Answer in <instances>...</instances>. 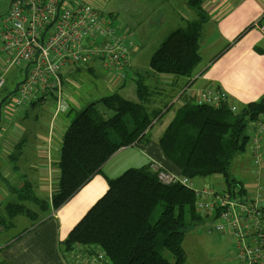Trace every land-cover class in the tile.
I'll list each match as a JSON object with an SVG mask.
<instances>
[{
	"label": "crops",
	"instance_id": "crops-1",
	"mask_svg": "<svg viewBox=\"0 0 264 264\" xmlns=\"http://www.w3.org/2000/svg\"><path fill=\"white\" fill-rule=\"evenodd\" d=\"M73 1L89 4L103 14L110 15L114 24L117 22L121 27H129V39L135 43V49L128 75H132L136 90L137 82L144 83L148 88L150 97L147 105L154 102L164 104L160 109L150 112L162 111L161 117L169 111L175 101L180 100L183 106L204 91H224L228 95L229 103L238 108L263 98L264 54H259L254 49L264 51V33L259 29L261 23H258L264 17V0H204L203 9L208 20L200 31V61L192 77L187 80L153 74L149 69V59L172 31L183 28L187 21L195 18V13L187 6L188 0ZM249 26L253 28L233 44ZM227 46L229 47L225 49ZM144 63L148 64V69L143 74ZM115 82L114 91L120 92L125 98L124 95L127 96L131 90L128 80L119 82L115 79ZM121 86L124 87L119 89ZM163 89H169L170 96L176 95L169 104L166 103L167 99L160 103V99L152 98L154 91ZM67 94L69 108L55 119L52 116V98H33L28 105L20 107L38 108L39 113L33 124H30L22 111L5 108L8 96L0 98V204H4V208L15 203H21L27 208L33 205L38 207L39 212L30 210L31 215L44 213V217L41 216L38 222L18 231L10 225V220L5 224V228L0 227V264H75L77 258L86 261L84 248L75 247L65 253L62 242L107 191L108 179H114L128 169L146 167L150 160H155L169 171L178 172L165 159L158 145L173 116L162 126L160 133L152 136L154 125L144 140L119 149L101 167L99 173L58 210L53 211L50 207L42 209L39 204L30 203V197L39 199V202L51 199L52 187L58 177V141L62 139L68 126L63 119L76 105L75 98ZM47 99L51 101L52 107L46 104ZM136 100L138 101V97ZM147 108L150 109L149 106ZM248 131L249 134L252 133L250 125ZM249 144L243 153L235 157L231 166L237 168L235 176H246L248 181L243 185L232 178L233 175L230 176L241 183L244 194L250 197L258 195L259 204L264 211V135L261 142L262 161L258 166L253 163ZM52 152L57 153V156L53 157ZM214 177H207V180L196 179L201 181L199 186H196L214 189L221 187L222 184ZM26 183L30 185L32 195H23ZM224 190L226 188L218 192ZM23 197L27 200H23Z\"/></svg>",
	"mask_w": 264,
	"mask_h": 264
},
{
	"label": "trees",
	"instance_id": "trees-1",
	"mask_svg": "<svg viewBox=\"0 0 264 264\" xmlns=\"http://www.w3.org/2000/svg\"><path fill=\"white\" fill-rule=\"evenodd\" d=\"M203 3L204 0H188L187 6L195 13V18L187 21L183 28L172 31L152 54L149 69L153 74L192 77L200 61V31L208 20ZM258 23H264V17ZM252 28H246L233 44ZM254 50L264 54L259 48ZM136 84L137 103L114 93L102 97L100 107L92 103L76 114L61 139L56 163L58 177L51 199L39 202L30 197V203L39 204L42 209L58 210L98 174L119 149L144 140L163 114L160 117L162 111H148L149 91L142 82ZM258 120L264 122V96L239 108L229 102L213 108L197 105L192 100L176 111L158 145L177 173L192 181L222 176L226 190L244 194L241 183L229 177V169L235 157L251 142ZM107 186L104 195L62 242L64 252L75 247L96 248L107 264H184L185 233L195 225L210 221L208 216L196 212L194 191L182 185L161 184L148 165L128 169L108 179ZM25 194L32 195L27 183L23 188ZM4 210L9 219L31 215L30 209L20 203L9 204ZM0 227H6L2 215ZM161 251L168 252L172 261Z\"/></svg>",
	"mask_w": 264,
	"mask_h": 264
},
{
	"label": "built area",
	"instance_id": "built-area-1",
	"mask_svg": "<svg viewBox=\"0 0 264 264\" xmlns=\"http://www.w3.org/2000/svg\"><path fill=\"white\" fill-rule=\"evenodd\" d=\"M259 29L264 33V23ZM134 49L135 43L118 31L110 16L82 1L9 0L0 22V56L5 72L17 69L23 78L11 94L12 101L7 100L4 106L12 110L28 105L33 98L49 97L54 101L55 119L69 108L68 91L64 90L67 69L74 72L98 62L122 82L127 79ZM5 83L2 75L0 93ZM194 101L213 108L229 102L228 95L220 90L200 92ZM254 128L249 150L258 166L264 122L258 120ZM148 168L161 184L182 185L194 191L196 212L214 220L210 223L216 232L229 233L238 264H264V211L258 195L199 188L188 177L167 170L155 160L149 161ZM84 249L86 261L77 258L75 264H107L98 249Z\"/></svg>",
	"mask_w": 264,
	"mask_h": 264
},
{
	"label": "rangeland",
	"instance_id": "rangeland-1",
	"mask_svg": "<svg viewBox=\"0 0 264 264\" xmlns=\"http://www.w3.org/2000/svg\"><path fill=\"white\" fill-rule=\"evenodd\" d=\"M8 6H9V0H0V22H1L2 17L6 14L8 10ZM114 26L125 37H128V38L131 37L129 36L131 32L128 26L121 27L119 24H117V22L114 24ZM131 63H132V56H131ZM5 69L6 67L0 56V78L3 75L6 81L4 91H2L0 98L6 95L8 96L7 98L9 100L8 103H10L12 101L11 94L13 93L17 83L21 81V79L23 78V75L17 69H12L7 72H5ZM142 69L144 71L143 74L146 73L147 72L146 70L148 69V64L144 63ZM72 71L73 69H67L66 73L64 74V90L68 91V93L72 97L75 98L76 105L74 106V110L71 113H69L67 117L63 119V121L66 124H69L75 118L76 114L80 112L81 110H83L89 104L96 103L97 104L96 107H100L99 100L102 97L112 95L114 93H118L119 95H122L120 94V92L114 91L116 87V82H115L116 75L102 68V66L98 62H93L89 65H86V67L83 66L77 71H74V72ZM127 80L129 82V86L131 90L129 91V94L127 96L124 95V97L130 101H134V100L137 101L136 100L137 90H136L135 82L132 79V75L129 74L127 76ZM123 87L124 86H121L118 88L122 89ZM164 87L167 88V86L165 85ZM169 92H170L169 89L167 90L163 89L162 91H154V93L152 94V98L160 99L159 100L160 103H163V101L167 99L166 103L169 104L170 101L176 97V95L170 96L171 94ZM149 97H150V93L147 99H149ZM46 104H48L49 107H52V103L48 99L46 100ZM163 105L159 104L158 102H154V103H150L149 105H147L150 107V109L148 108L147 109L150 112L152 110H156L157 108L160 109L161 107H163ZM179 107H181L180 100L175 101L170 106L169 111L165 113L154 124L155 125L154 132L152 136H155L156 133H160V131L163 129L162 126L166 125L167 121L171 117L175 116V113ZM12 111H22L24 116L28 118L30 124H33L34 118L38 116V113H39L38 108L36 109L17 108V109H12ZM108 115H109V112L106 116ZM60 144H61V138L58 141V148H60ZM262 151H263V147H262ZM51 155L53 157H56L57 153L52 152ZM235 171H237V168L235 167L229 169V176L230 174L233 175L234 177L232 178L237 179V181L243 183L244 185V182L248 181L247 177L246 176L237 177L234 174ZM214 176H215L214 179L218 180L222 184L221 187H217V188L215 187V189H217V191H221L222 189L226 188L225 180L222 178V176H218V175H214ZM10 182L9 184L12 186L13 184H11ZM193 183L199 186L201 181L193 180ZM53 187H52V190H53ZM4 206H5L4 204H0V214L3 215L2 217L5 220V224L9 223V220H10V225L12 224L14 226L15 231H18L23 227H29L30 225H33L36 222H38L41 216L42 218L44 217V213L43 214L38 213L36 216L35 215L18 216L15 219L13 218L9 219L8 216L5 214L6 211L4 210ZM28 208L32 211L39 212L38 207L36 206L29 205ZM33 209H36V210H33ZM47 209H50V208H47ZM209 220L211 222L214 221L211 218H209ZM210 221L207 222L208 224L202 223V224L195 225L191 227L185 233V237L182 243V247H183V250L186 256L184 264H238L236 261L235 255H234L235 243L233 242L229 233L220 234L216 232L214 229H212ZM10 225L8 224V226ZM161 254L165 258L172 261V258L168 254V252L161 251Z\"/></svg>",
	"mask_w": 264,
	"mask_h": 264
}]
</instances>
